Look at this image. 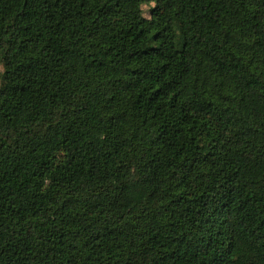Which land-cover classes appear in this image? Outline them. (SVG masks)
<instances>
[{
	"label": "trees",
	"instance_id": "1",
	"mask_svg": "<svg viewBox=\"0 0 264 264\" xmlns=\"http://www.w3.org/2000/svg\"><path fill=\"white\" fill-rule=\"evenodd\" d=\"M0 66V264H264V0H0Z\"/></svg>",
	"mask_w": 264,
	"mask_h": 264
},
{
	"label": "rangeland",
	"instance_id": "2",
	"mask_svg": "<svg viewBox=\"0 0 264 264\" xmlns=\"http://www.w3.org/2000/svg\"><path fill=\"white\" fill-rule=\"evenodd\" d=\"M180 42H181V40H180ZM2 72V68H1V66H0V73Z\"/></svg>",
	"mask_w": 264,
	"mask_h": 264
}]
</instances>
